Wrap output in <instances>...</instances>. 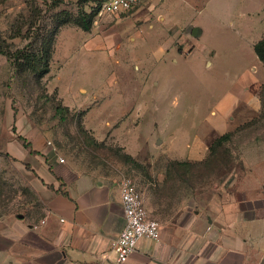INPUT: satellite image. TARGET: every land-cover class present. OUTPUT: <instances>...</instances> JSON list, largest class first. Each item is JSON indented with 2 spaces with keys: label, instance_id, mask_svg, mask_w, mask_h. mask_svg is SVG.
<instances>
[{
  "label": "rangeland",
  "instance_id": "rangeland-1",
  "mask_svg": "<svg viewBox=\"0 0 264 264\" xmlns=\"http://www.w3.org/2000/svg\"><path fill=\"white\" fill-rule=\"evenodd\" d=\"M103 1L0 0V32L19 47L30 37L9 38L15 22L45 32L55 13L71 18L55 29L42 76L13 74L0 53V225L42 213L19 157L30 147L82 173L131 178L155 220L215 193L264 213V61L253 48L264 0H145L119 16L96 12L87 30L72 20Z\"/></svg>",
  "mask_w": 264,
  "mask_h": 264
},
{
  "label": "crops",
  "instance_id": "crops-1",
  "mask_svg": "<svg viewBox=\"0 0 264 264\" xmlns=\"http://www.w3.org/2000/svg\"><path fill=\"white\" fill-rule=\"evenodd\" d=\"M37 155L24 150L19 157L38 180L42 213L1 222L0 264H118L112 243L124 226L119 181ZM249 201L215 193L155 220L143 200L160 238L140 239L123 264H264V213Z\"/></svg>",
  "mask_w": 264,
  "mask_h": 264
},
{
  "label": "trees",
  "instance_id": "trees-1",
  "mask_svg": "<svg viewBox=\"0 0 264 264\" xmlns=\"http://www.w3.org/2000/svg\"><path fill=\"white\" fill-rule=\"evenodd\" d=\"M97 10L98 8H94L90 11V13L87 15V21H85L84 19V17H87L84 14L78 15L72 20L76 24L80 25L83 29L87 30L89 28L90 21L94 14H96ZM38 15V13H33L30 15V19L32 20ZM53 17L55 19L54 28L45 32L31 31L33 30L32 28L35 27V21H29L27 23L26 31L22 33V28L24 25L22 26L21 22H15V24L13 25L12 33L8 37L12 39L15 37H30V40L20 47L16 46L14 43H8L0 32V53L3 54L12 65L13 74L18 73L20 69L29 70L37 76H42L49 72L51 59L50 47L53 42L54 31L61 24L67 23L71 20L70 16L66 12L55 13ZM10 45H13L15 47L12 49ZM253 48L258 58L261 61H264V37L257 41L254 44ZM64 108L65 107L57 106L55 110L57 113H60ZM17 138L22 141L25 147L31 146V144L27 142V140L23 136L18 135ZM229 138L230 133H225L221 135L212 142L210 148L216 147L222 142L227 141ZM29 152L33 154L38 153L35 149H32L31 147L29 149ZM178 163L182 165L187 164V162L185 161H178ZM25 166L26 168H29V165L27 163H25Z\"/></svg>",
  "mask_w": 264,
  "mask_h": 264
},
{
  "label": "built area",
  "instance_id": "built-area-1",
  "mask_svg": "<svg viewBox=\"0 0 264 264\" xmlns=\"http://www.w3.org/2000/svg\"><path fill=\"white\" fill-rule=\"evenodd\" d=\"M145 0H104L97 10V16H119L137 8ZM63 162V159H59ZM119 191L124 216V226L112 243L115 261L125 263L135 251L142 238L158 241L159 224L147 216L142 196L136 183L129 177L119 181Z\"/></svg>",
  "mask_w": 264,
  "mask_h": 264
}]
</instances>
